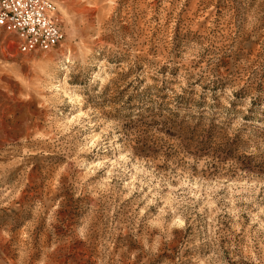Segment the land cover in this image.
<instances>
[{"label":"rangeland","instance_id":"rangeland-1","mask_svg":"<svg viewBox=\"0 0 264 264\" xmlns=\"http://www.w3.org/2000/svg\"><path fill=\"white\" fill-rule=\"evenodd\" d=\"M0 31V264H264V0H52Z\"/></svg>","mask_w":264,"mask_h":264},{"label":"built area","instance_id":"built-area-1","mask_svg":"<svg viewBox=\"0 0 264 264\" xmlns=\"http://www.w3.org/2000/svg\"><path fill=\"white\" fill-rule=\"evenodd\" d=\"M57 12L52 0H0V31L15 37L21 54L48 52L63 39Z\"/></svg>","mask_w":264,"mask_h":264}]
</instances>
